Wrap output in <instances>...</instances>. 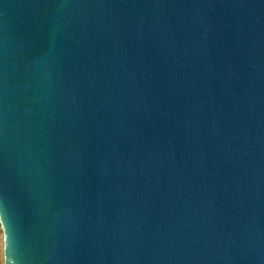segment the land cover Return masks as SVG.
<instances>
[{"label": "water", "instance_id": "1", "mask_svg": "<svg viewBox=\"0 0 264 264\" xmlns=\"http://www.w3.org/2000/svg\"><path fill=\"white\" fill-rule=\"evenodd\" d=\"M0 264H264V0H0Z\"/></svg>", "mask_w": 264, "mask_h": 264}]
</instances>
